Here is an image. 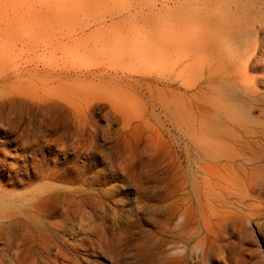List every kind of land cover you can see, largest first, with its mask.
Returning <instances> with one entry per match:
<instances>
[{"label": "rangeland", "instance_id": "obj_1", "mask_svg": "<svg viewBox=\"0 0 264 264\" xmlns=\"http://www.w3.org/2000/svg\"><path fill=\"white\" fill-rule=\"evenodd\" d=\"M38 204L34 264H264V0H0V263Z\"/></svg>", "mask_w": 264, "mask_h": 264}, {"label": "bare ground", "instance_id": "obj_2", "mask_svg": "<svg viewBox=\"0 0 264 264\" xmlns=\"http://www.w3.org/2000/svg\"><path fill=\"white\" fill-rule=\"evenodd\" d=\"M248 26L249 25H246L244 27L243 38L245 37V32H256L254 30V26L253 28H249ZM231 39L237 41L238 37L233 36L231 37ZM224 109L227 112L231 113V115H233L234 117H237L239 115H241L242 117L244 116V108H241L240 106L234 108L233 106L228 105L225 106ZM33 209L36 213L40 210L38 216L28 217L27 219L22 218L12 220L10 223H8L7 226L10 227L12 231L11 238L8 240H10L12 245L16 246L17 249L20 250V252H18L19 254L23 253V256L21 258L22 261L17 264L40 263L41 261L39 257L47 254L52 244H54L55 248H57L58 252H60V248L67 245L65 236L68 232L71 233V231H68V229L64 228L63 226H59L46 219V217L55 214L54 212L52 213V211H57V205L53 206L52 208L48 205L40 204L36 206H29L27 212L33 214ZM6 246L9 247V245ZM27 254L31 255L30 258L29 256H27ZM0 264L6 263L2 261V263Z\"/></svg>", "mask_w": 264, "mask_h": 264}]
</instances>
